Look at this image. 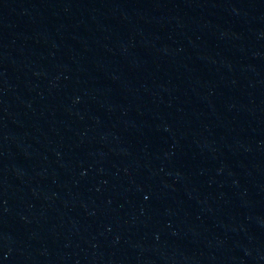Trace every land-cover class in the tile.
<instances>
[{
  "label": "water",
  "instance_id": "95a60500",
  "mask_svg": "<svg viewBox=\"0 0 264 264\" xmlns=\"http://www.w3.org/2000/svg\"><path fill=\"white\" fill-rule=\"evenodd\" d=\"M0 264H264V0H0Z\"/></svg>",
  "mask_w": 264,
  "mask_h": 264
}]
</instances>
